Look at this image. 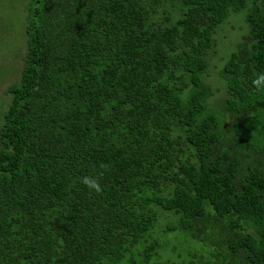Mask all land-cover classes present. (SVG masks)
<instances>
[{
    "label": "trees",
    "instance_id": "trees-1",
    "mask_svg": "<svg viewBox=\"0 0 264 264\" xmlns=\"http://www.w3.org/2000/svg\"><path fill=\"white\" fill-rule=\"evenodd\" d=\"M231 12L247 29L215 97ZM24 13L0 124V264H264V0Z\"/></svg>",
    "mask_w": 264,
    "mask_h": 264
},
{
    "label": "rangeland",
    "instance_id": "rangeland-1",
    "mask_svg": "<svg viewBox=\"0 0 264 264\" xmlns=\"http://www.w3.org/2000/svg\"><path fill=\"white\" fill-rule=\"evenodd\" d=\"M25 1L0 0V124L2 113L7 108L11 97L6 88L10 84L17 83L20 76L26 40L24 32ZM238 13L231 12L227 19L218 25L217 31L214 33L216 45L211 49V53L215 52L216 54H212L211 61H217L218 65L216 69L215 66H212L210 71L215 70V78L212 79V87L216 93L215 97H218L219 93H226L224 81L222 82L224 88L217 85V78H220L218 74V76L215 75L218 66L220 65L221 68L229 52L235 48L243 29H247L245 21L239 19ZM185 250L186 245L182 244L180 252Z\"/></svg>",
    "mask_w": 264,
    "mask_h": 264
},
{
    "label": "clouds",
    "instance_id": "clouds-1",
    "mask_svg": "<svg viewBox=\"0 0 264 264\" xmlns=\"http://www.w3.org/2000/svg\"><path fill=\"white\" fill-rule=\"evenodd\" d=\"M252 83L256 85L257 87H262L264 86V74L258 75Z\"/></svg>",
    "mask_w": 264,
    "mask_h": 264
}]
</instances>
